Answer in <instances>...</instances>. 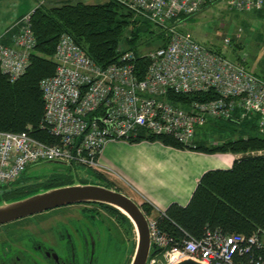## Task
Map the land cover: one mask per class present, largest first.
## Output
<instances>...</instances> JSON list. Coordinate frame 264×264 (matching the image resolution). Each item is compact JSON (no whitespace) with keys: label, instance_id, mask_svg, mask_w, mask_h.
Wrapping results in <instances>:
<instances>
[{"label":"built area","instance_id":"built-area-1","mask_svg":"<svg viewBox=\"0 0 264 264\" xmlns=\"http://www.w3.org/2000/svg\"><path fill=\"white\" fill-rule=\"evenodd\" d=\"M114 1L163 29L166 43L140 54L147 61L140 75L138 56L123 41L117 47L118 61L100 66L69 34H61L53 55L54 73L39 82L43 99L40 126L51 139L0 130V188L16 184L29 166L40 162L101 173L105 145L128 141L141 131L170 136L189 148L195 146L198 130L214 121L254 120L258 135L264 137V79L242 60L205 46L181 28L183 17L215 0ZM221 1L231 10L264 11V0ZM31 13L19 17L10 34L0 37V69L10 81L29 66L36 43ZM192 93H203L205 98L176 104L167 97ZM158 215L166 217L165 211ZM147 220L151 250L157 251L147 264H176L188 258L201 264H231L233 253L243 249L240 245L245 240L247 244L258 241V232L247 237L209 232L199 242L175 245L156 217Z\"/></svg>","mask_w":264,"mask_h":264},{"label":"trees","instance_id":"trees-1","mask_svg":"<svg viewBox=\"0 0 264 264\" xmlns=\"http://www.w3.org/2000/svg\"><path fill=\"white\" fill-rule=\"evenodd\" d=\"M254 11L261 18L264 17V11ZM31 26L36 43L26 71L19 78L10 81L0 69V130L26 131L32 137L42 140L51 138L40 126L43 99L39 82L54 73L53 55L61 34H69L100 66L118 61L117 47L123 41L127 49L137 54L136 65L140 75L144 74L147 61L140 57L141 53L135 49L137 43L143 38H158L161 41L159 46H162L167 41L163 29L135 16L131 10L114 0L90 4L77 2L53 7H46L41 3L32 11ZM235 59L240 61L239 56ZM167 97L176 104L184 103L185 100L205 98L203 93L169 94ZM219 123L220 120L214 121L206 127H219ZM232 124L242 126L235 130L237 134L220 138L214 141L216 143L209 141L204 144L195 141V146L189 147L205 152L241 154L230 169L205 172L199 179L190 201L185 206L171 204L165 210L166 217H159L153 207L145 201L139 202V206L146 216L158 219L160 228L168 233L171 243L175 245H182L186 240L199 242L209 232L240 233L245 237L258 232V241L247 244L245 240L240 245L243 249L233 253L231 264H264V137L258 135L254 120ZM141 140L159 141L177 148H187L170 136H156L145 131L128 141ZM95 174L105 179L107 186L113 184L102 173ZM58 177L43 184L24 185L10 191L33 190L41 185L55 186L72 182ZM24 194L26 193H3L1 198L9 199Z\"/></svg>","mask_w":264,"mask_h":264},{"label":"rangeland","instance_id":"rangeland-1","mask_svg":"<svg viewBox=\"0 0 264 264\" xmlns=\"http://www.w3.org/2000/svg\"><path fill=\"white\" fill-rule=\"evenodd\" d=\"M100 1L102 0H0V31L7 28L6 33L8 34L10 27L22 16L21 14L24 13L25 9H34L41 3L46 7H53L77 2L90 4ZM181 28L189 32L198 42L213 50L225 53L231 59L239 56L240 60L252 73L264 79V17L258 16L254 10H231L221 0H215L207 3L190 18L184 20ZM226 39H229L228 43L225 42ZM160 42L158 38L152 40L143 38L140 43H137L135 49L138 53H146L156 49ZM239 127L242 126H237L232 122L220 121L219 127L211 128L209 126L198 130L199 136L196 137V141L204 144H207L210 140L213 142L218 141L220 138L237 134L235 130H238ZM52 176L68 177L72 181L82 180L83 182L106 184L105 179L97 177L92 171L83 167H71L56 162H40L29 166L22 177L23 180L19 183L1 188L2 193L0 195L4 193L3 191L16 187L43 184ZM112 185L115 187L114 189L118 187L114 183ZM131 198L136 201L134 196H131ZM137 203L139 202L137 201ZM30 221V218L27 217L2 225L0 227H3L4 230L1 235L4 231L14 233L21 230L20 226L23 224L30 227L31 224L27 223ZM31 232V230H27L26 236L30 238ZM130 242L132 256L133 248L136 247L134 227H130ZM125 254L123 247L121 250L112 251L110 256L102 258L103 264H123Z\"/></svg>","mask_w":264,"mask_h":264},{"label":"flooded vegetation","instance_id":"flooded-vegetation-1","mask_svg":"<svg viewBox=\"0 0 264 264\" xmlns=\"http://www.w3.org/2000/svg\"><path fill=\"white\" fill-rule=\"evenodd\" d=\"M3 192L33 193V190ZM27 217L31 226L23 224L21 230L14 233L4 231L6 235H1L4 229L0 227V264H103V257L122 247L126 253L123 264L131 263L136 248L131 256L130 227L133 225L112 206L75 203ZM27 230L32 231L30 238L25 234Z\"/></svg>","mask_w":264,"mask_h":264},{"label":"crops","instance_id":"crops-1","mask_svg":"<svg viewBox=\"0 0 264 264\" xmlns=\"http://www.w3.org/2000/svg\"><path fill=\"white\" fill-rule=\"evenodd\" d=\"M6 31L1 30L0 37ZM240 155L177 148L159 141L118 140L105 145L100 161L103 175L116 188L138 202L145 201L157 214L173 203L185 206L205 172L230 169Z\"/></svg>","mask_w":264,"mask_h":264},{"label":"water","instance_id":"water-1","mask_svg":"<svg viewBox=\"0 0 264 264\" xmlns=\"http://www.w3.org/2000/svg\"><path fill=\"white\" fill-rule=\"evenodd\" d=\"M75 203H99L112 206L129 218L137 235L136 248L130 264H146L148 257L157 252L154 250L150 253L148 221L139 204L119 190L94 182L76 180L55 186H39L33 189V193L9 199L0 198V225ZM176 264L201 263L188 258Z\"/></svg>","mask_w":264,"mask_h":264}]
</instances>
